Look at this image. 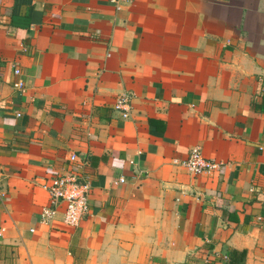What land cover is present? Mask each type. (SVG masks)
Listing matches in <instances>:
<instances>
[{"label": "crops", "instance_id": "1", "mask_svg": "<svg viewBox=\"0 0 264 264\" xmlns=\"http://www.w3.org/2000/svg\"><path fill=\"white\" fill-rule=\"evenodd\" d=\"M65 171L87 211L41 224ZM263 261L264 0H0V264Z\"/></svg>", "mask_w": 264, "mask_h": 264}, {"label": "built area", "instance_id": "2", "mask_svg": "<svg viewBox=\"0 0 264 264\" xmlns=\"http://www.w3.org/2000/svg\"><path fill=\"white\" fill-rule=\"evenodd\" d=\"M116 9L134 0H111ZM17 70L13 69V73ZM12 86L21 89L22 82L15 81ZM130 93H121L112 104V109L118 111L121 117L127 116ZM18 114V113H16ZM68 159L73 161L75 155H69ZM173 164L185 168L191 174L208 173L215 170L219 161L206 158L202 155L198 146L191 147L185 158L171 159ZM41 188L47 194V203L42 205L38 212V221L41 224H48L56 215V207L61 205V221L64 225L75 226L87 211V195L89 182L87 177L75 171H65L62 174L54 175L41 184ZM30 231L32 229H29Z\"/></svg>", "mask_w": 264, "mask_h": 264}, {"label": "trees", "instance_id": "3", "mask_svg": "<svg viewBox=\"0 0 264 264\" xmlns=\"http://www.w3.org/2000/svg\"><path fill=\"white\" fill-rule=\"evenodd\" d=\"M239 255V253L238 252H235L234 250H231L230 251V253H229V261H230V259H232L233 257H232V255Z\"/></svg>", "mask_w": 264, "mask_h": 264}, {"label": "rangeland", "instance_id": "4", "mask_svg": "<svg viewBox=\"0 0 264 264\" xmlns=\"http://www.w3.org/2000/svg\"><path fill=\"white\" fill-rule=\"evenodd\" d=\"M258 264H264V261L263 262H259Z\"/></svg>", "mask_w": 264, "mask_h": 264}]
</instances>
